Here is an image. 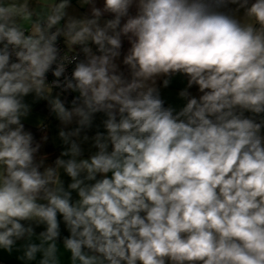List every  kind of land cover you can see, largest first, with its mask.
I'll list each match as a JSON object with an SVG mask.
<instances>
[{
	"label": "clouds",
	"instance_id": "obj_1",
	"mask_svg": "<svg viewBox=\"0 0 264 264\" xmlns=\"http://www.w3.org/2000/svg\"><path fill=\"white\" fill-rule=\"evenodd\" d=\"M0 264H264V0H0Z\"/></svg>",
	"mask_w": 264,
	"mask_h": 264
}]
</instances>
